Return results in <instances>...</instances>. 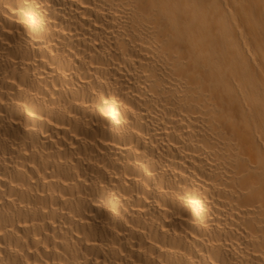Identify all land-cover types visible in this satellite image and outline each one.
<instances>
[{
  "label": "bare ground",
  "instance_id": "bare-ground-1",
  "mask_svg": "<svg viewBox=\"0 0 264 264\" xmlns=\"http://www.w3.org/2000/svg\"><path fill=\"white\" fill-rule=\"evenodd\" d=\"M0 264H264V0H0Z\"/></svg>",
  "mask_w": 264,
  "mask_h": 264
}]
</instances>
